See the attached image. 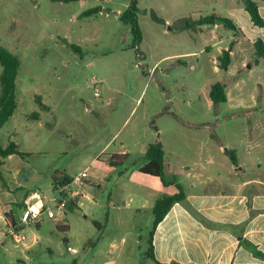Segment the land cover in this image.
<instances>
[{
	"label": "rangeland",
	"instance_id": "obj_1",
	"mask_svg": "<svg viewBox=\"0 0 264 264\" xmlns=\"http://www.w3.org/2000/svg\"><path fill=\"white\" fill-rule=\"evenodd\" d=\"M130 1L0 0V46L21 61L17 115L1 132L0 144H8V130L30 125L24 117L37 111L38 104L50 111L42 96L52 97L59 124L53 138L39 133L44 140L37 147L44 152L43 160L66 167L76 179L68 192H77L73 199L81 201L82 211L44 217L40 244L25 250L33 241L31 234L16 248L19 254L24 247V253L40 264H153L145 253L154 215L150 207L142 209L139 198L144 201L156 194L161 181L140 174L139 167L146 161L142 155L146 145L158 139L155 130L161 133L166 159L172 162L199 160L203 149L208 152V136L214 131L230 145L249 134L246 119L231 116L222 104L214 108L206 96L209 85L222 79L201 53L209 37L180 28L186 20L173 23L194 10L196 3L139 0L144 43L134 47L130 26L120 18ZM201 2L199 10L204 14H211L213 8L225 11L219 0ZM94 8L100 9L97 14L83 15ZM156 19L173 22L161 26ZM65 41L79 46L82 53ZM187 53L195 55L179 63L166 58ZM174 61L175 69H167ZM36 91L42 96L35 100ZM168 109L193 129L173 131V122L159 114ZM207 123L210 129L201 128ZM18 141L27 147L26 128ZM223 149L219 160H228ZM124 152L126 156L116 159L124 160V165L109 164ZM217 167L214 172L226 178L228 168L222 163ZM62 196L70 200L65 191ZM63 225L68 231L58 229ZM29 228L37 231L32 224L27 234Z\"/></svg>",
	"mask_w": 264,
	"mask_h": 264
},
{
	"label": "crops",
	"instance_id": "obj_2",
	"mask_svg": "<svg viewBox=\"0 0 264 264\" xmlns=\"http://www.w3.org/2000/svg\"><path fill=\"white\" fill-rule=\"evenodd\" d=\"M193 1L197 7L182 14L178 21L165 23L164 20L156 19V22L161 26H167L170 22L177 24V22L186 20L185 23H181L180 28L182 26L188 28L187 30L192 31L195 36L209 37L201 53L206 54L215 70L222 73V79L209 85L206 96L210 99L213 84L218 82L223 84L227 101L222 105L227 107L231 116L246 119L250 125V131L248 135H245V140L233 145L227 141L222 143L214 131L208 136V152L205 153L206 146H203L205 149L202 150L203 154L199 156V160L172 162L165 156L166 178L176 180L183 187L188 201L208 220L209 226H204L181 204H175L156 228L155 256L163 264L173 262L176 264H264L250 251L241 247L236 237V234L240 233V226L247 222L243 231L244 237L264 253V213L250 218L247 206L249 198L252 197L254 210H264V58H257L254 49V43L258 39L264 41V27L254 25L242 0H219V7L225 8V11L213 8L211 14H204L203 10H199V6L204 5L201 2L203 0ZM254 1L264 20V0ZM212 15L218 16L220 20H231L239 30L237 36L226 25L197 23L202 18ZM169 31L173 29L170 28ZM143 43L144 35L140 47ZM209 46H211L210 49H208ZM223 51H229L231 54V64L227 71L219 67V58ZM188 55L194 56L195 53L170 55L166 58L178 59L176 62L179 63ZM176 62L170 63L167 69H175ZM158 64L159 62L154 66L157 67ZM184 64L188 65V62ZM38 92L36 91L33 95L35 100L36 97L42 96ZM47 98L42 96V104L49 107L50 111L42 109L38 104L37 111L24 117L30 125L21 129L8 130L6 132L8 144L6 146L0 144L2 148H6L10 142L15 141L20 151L28 154L25 159L18 155H10L1 159L3 165L0 168V264H40L31 255L24 253V247L19 254L16 248L23 244L31 234L33 241L25 246V250L40 244L42 222L33 224L37 231L29 228L31 230L27 234L28 227L25 228L24 234L27 238L21 244H16L8 237L6 230L12 222L14 224L20 222L21 214L25 210L43 208L58 194L53 187L55 176L61 174L69 176L66 167L43 160L41 157L44 152L37 147L44 140L39 139V133H49L50 138H53L59 124L53 98ZM209 103L216 109L220 105L215 106L211 99ZM216 109L214 112L219 114L220 111ZM34 114L36 117H33ZM159 114L162 117H168L169 121L173 122V131L183 132L193 129L172 109ZM16 115L17 110L9 122L13 121ZM5 126L0 130V135ZM24 128H26L28 141L25 148L18 141L21 132L24 133ZM201 128L208 130L211 125L207 123ZM157 131L156 134L160 137L161 133ZM160 141L165 150L164 139ZM150 144L146 145L142 153L143 158ZM223 147L229 150V153H226L223 149L228 160H219ZM231 151L235 153L237 166L231 160ZM119 154H125V152ZM146 163L147 161L139 167V173ZM221 163L228 168L226 178L214 172L219 168L217 166H221ZM75 180L71 185L63 188V191L69 194V199H73V196L77 194V192H68ZM175 192L174 186H164L161 182L155 191L156 194L150 195L144 201L139 198V204L142 205V209L150 207L153 212V207L160 197L173 195ZM79 207L81 208V203ZM65 214L66 210L60 214V217ZM229 228L233 233L229 231ZM47 251L53 253L54 250L48 248Z\"/></svg>",
	"mask_w": 264,
	"mask_h": 264
},
{
	"label": "trees",
	"instance_id": "obj_3",
	"mask_svg": "<svg viewBox=\"0 0 264 264\" xmlns=\"http://www.w3.org/2000/svg\"><path fill=\"white\" fill-rule=\"evenodd\" d=\"M52 3H77L88 0H48ZM244 3V7L246 11L249 13L252 22L255 26L264 27V20L260 15L259 8L257 3L254 0H242ZM99 8L90 9L87 12L83 13L84 16H91L97 14ZM139 0H131L129 7L120 15V18L123 23L130 26L131 34L133 37V46L137 47L141 45L143 42V32L139 23ZM220 19L216 15H212L206 18H202L199 24H211L215 25L216 20ZM226 21V26L234 31L237 34L239 30L235 26V24L228 19H224ZM65 44L68 45L74 52H80L81 48L74 44H70L65 41ZM255 54L257 58H264V41L258 39L254 43ZM231 64V54L229 51H223L222 55L219 58V67L223 71H227ZM0 65L2 67V74L0 77V130L9 122L12 116L15 114L18 103H17V94H16V79L19 74V70L21 67L20 59L10 52L5 47L0 46ZM210 99L212 103L217 106L219 104L225 103L227 101V95L225 91V86L221 83H215L211 87L210 91ZM33 117H36L34 114ZM155 132H158L155 130ZM153 143L150 144L146 153L145 160L147 163L140 169V173L143 175H147L153 178L159 179L164 186H174L176 188V192L173 195H164L160 197L154 207H153V226L149 233V242L148 249L145 253V258L152 261L153 264H163L160 263L155 256L154 249V235L156 228L158 225L164 220L166 215L169 213L171 208L179 203L181 204L194 218L200 221L204 226H209L208 220L202 216L188 201V198L185 194L183 187L176 182V180H168L166 178L165 172V150L162 142L159 137ZM10 155H18L21 158L25 159L28 154L22 153L20 151L19 146L15 142H10L8 147L2 148L0 146V168L3 165L1 159H4ZM125 155H119L115 157V160H111L109 164L111 166L119 167L124 165V160H116L117 158L124 157ZM231 160L235 166H237V159L235 153L231 151L230 154ZM1 177V175H0ZM74 181V178L61 174L59 176H55L53 178V187L55 191L59 189H63L69 185H71ZM80 199H70L66 205V211H70L76 209L78 211H82L79 207ZM248 209L250 211V218H254L258 214L264 213V210H254L253 208V199L249 198L247 202ZM12 222L10 225H13ZM247 225V222L241 225L240 233L236 234L237 240L241 247H244L248 251H250L256 258L262 260L264 262V253L259 250L258 246L247 240L243 231ZM59 230L68 231V226H60ZM229 231L233 233L232 229L229 228ZM171 264H176L175 262Z\"/></svg>",
	"mask_w": 264,
	"mask_h": 264
},
{
	"label": "built area",
	"instance_id": "obj_4",
	"mask_svg": "<svg viewBox=\"0 0 264 264\" xmlns=\"http://www.w3.org/2000/svg\"><path fill=\"white\" fill-rule=\"evenodd\" d=\"M95 96L99 97V93L97 90L95 91ZM85 175L86 174L83 173L81 177H85ZM63 192V189H59L58 194L43 208L25 210L21 214L19 223L8 226L6 230L7 236L10 237L16 244H21L27 238V236L24 234L25 228L29 227L32 224H38L42 222L44 217L54 219L58 215L63 214V211L66 208V204L68 202V200L62 196Z\"/></svg>",
	"mask_w": 264,
	"mask_h": 264
},
{
	"label": "water",
	"instance_id": "obj_5",
	"mask_svg": "<svg viewBox=\"0 0 264 264\" xmlns=\"http://www.w3.org/2000/svg\"><path fill=\"white\" fill-rule=\"evenodd\" d=\"M216 23L219 24V25H226V21L220 20V19L216 20ZM225 152L229 153V150L225 149Z\"/></svg>",
	"mask_w": 264,
	"mask_h": 264
}]
</instances>
